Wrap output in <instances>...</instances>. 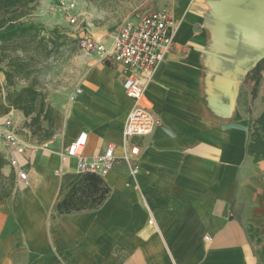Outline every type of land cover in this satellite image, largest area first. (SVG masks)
Here are the masks:
<instances>
[{"label":"crops","instance_id":"crops-1","mask_svg":"<svg viewBox=\"0 0 264 264\" xmlns=\"http://www.w3.org/2000/svg\"><path fill=\"white\" fill-rule=\"evenodd\" d=\"M208 1L172 0L166 9L173 48L145 90L159 121L149 137L122 139L132 107L125 72L93 57L101 64L65 100L61 132L23 141L16 160L26 181L3 169L15 180L0 203V264H264V64L254 78L237 55L235 63L211 55L228 53ZM96 33L86 29L111 50L114 34ZM81 134L87 157L114 146L101 178L110 192L96 210L59 215L57 203L82 176L60 152Z\"/></svg>","mask_w":264,"mask_h":264},{"label":"rangeland","instance_id":"rangeland-1","mask_svg":"<svg viewBox=\"0 0 264 264\" xmlns=\"http://www.w3.org/2000/svg\"><path fill=\"white\" fill-rule=\"evenodd\" d=\"M63 1L64 8L73 6V9L59 13L54 0H38L31 14L21 19L23 22L41 25L44 28L41 37H48L49 32L56 29L61 38V47L56 49L49 43H40L38 39L32 40L31 37H27L21 43L25 51L14 50L16 45H13L4 48L3 55L0 48V100L2 103L6 94L16 93L24 87L33 86L40 93L37 102L43 98L45 106L53 110L50 117L53 124L50 127L46 122L41 124V128L30 125V120L25 119L24 115L16 110L0 116V131L13 130L22 141L33 140L41 143L46 136L44 131L48 128V133L52 136L61 132L65 122L64 109L67 106L65 100L70 99L72 93H75L84 80L87 70L95 64L79 46L80 41L87 37L86 29L95 37H101L102 34L96 32L102 30L111 36L125 22H137L145 14L167 9L172 0ZM42 6L46 8L47 13L40 12L44 9ZM72 18L75 20L73 24L69 22ZM10 58L25 63L26 71L23 74L14 75L13 86L8 87L4 72L11 71L7 66ZM103 63L106 64L104 61ZM96 64L101 63L96 62ZM3 172L5 177L11 173L7 172V168Z\"/></svg>","mask_w":264,"mask_h":264},{"label":"built area","instance_id":"built-area-1","mask_svg":"<svg viewBox=\"0 0 264 264\" xmlns=\"http://www.w3.org/2000/svg\"><path fill=\"white\" fill-rule=\"evenodd\" d=\"M54 3L61 13L73 9V6L64 8L63 0H54ZM69 22L73 24L74 18ZM79 46L89 59L98 57L104 62L118 64L125 72L123 90L131 100L132 107L122 128V139L127 141L134 137H149L159 125V121L152 112L151 103L145 97V90L154 69L173 48L172 20L169 12L166 9L155 10L143 15L137 22H125L114 34L111 50H107L100 41L89 36L82 39ZM1 136L8 166L13 170L17 169L16 176L25 182L26 174L18 169L16 160V156L24 153V142L13 130L0 131ZM85 143L86 137L81 134L62 149L61 160L74 159L81 175L93 174L100 178L106 176L116 161L114 146L109 145L103 154L87 157L83 154ZM137 153L138 149L133 147L123 159L127 162L130 156Z\"/></svg>","mask_w":264,"mask_h":264},{"label":"trees","instance_id":"trees-1","mask_svg":"<svg viewBox=\"0 0 264 264\" xmlns=\"http://www.w3.org/2000/svg\"><path fill=\"white\" fill-rule=\"evenodd\" d=\"M38 0H0V48L4 55V48L16 45L15 49L25 51L22 41L31 37L38 39L40 43H49L54 48L62 46L57 30H51L48 37H41L44 28L41 25L23 22L21 19L29 16L34 10ZM7 66L11 71H5L4 76L7 86H13L14 75L25 73V63L16 59H8ZM264 59H262L248 75L256 77L263 69ZM257 81V79H256ZM40 93L33 86H27L16 93H8L4 103L0 100V116L7 115L11 110L20 111L25 119L30 120V125L41 128V124L46 122L49 127L53 121L50 119L52 108L45 106L44 99L37 102ZM44 131L46 136L43 142L52 138V134ZM8 162L0 152V203L8 198L14 186V173L11 171L8 177L3 174L4 167ZM109 188L102 179L93 174H82L80 179L72 185L65 197L56 205L59 215L71 214L82 211H93L98 209L109 195Z\"/></svg>","mask_w":264,"mask_h":264},{"label":"water","instance_id":"water-1","mask_svg":"<svg viewBox=\"0 0 264 264\" xmlns=\"http://www.w3.org/2000/svg\"><path fill=\"white\" fill-rule=\"evenodd\" d=\"M207 6L213 18L226 27L228 56L211 55L228 63H235L231 56L237 55L241 65L255 67L264 58V0H242L237 3L211 0ZM228 126L241 128L236 124Z\"/></svg>","mask_w":264,"mask_h":264},{"label":"bare ground","instance_id":"bare-ground-1","mask_svg":"<svg viewBox=\"0 0 264 264\" xmlns=\"http://www.w3.org/2000/svg\"><path fill=\"white\" fill-rule=\"evenodd\" d=\"M61 13V12H59ZM79 90H77V94H78ZM213 95L215 96V98L217 97V94L213 91Z\"/></svg>","mask_w":264,"mask_h":264}]
</instances>
